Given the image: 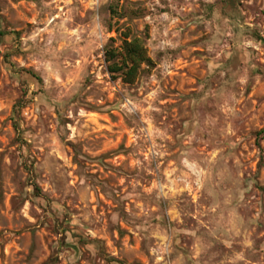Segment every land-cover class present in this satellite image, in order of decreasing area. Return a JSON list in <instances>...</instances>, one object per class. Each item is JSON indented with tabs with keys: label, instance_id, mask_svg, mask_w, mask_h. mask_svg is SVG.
<instances>
[{
	"label": "rangeland",
	"instance_id": "obj_1",
	"mask_svg": "<svg viewBox=\"0 0 264 264\" xmlns=\"http://www.w3.org/2000/svg\"><path fill=\"white\" fill-rule=\"evenodd\" d=\"M0 29V264H264V0H0Z\"/></svg>",
	"mask_w": 264,
	"mask_h": 264
},
{
	"label": "trees",
	"instance_id": "obj_2",
	"mask_svg": "<svg viewBox=\"0 0 264 264\" xmlns=\"http://www.w3.org/2000/svg\"><path fill=\"white\" fill-rule=\"evenodd\" d=\"M0 29V37L3 36ZM262 40L261 38H259ZM121 47V60L116 62L119 54L112 50H107L106 61L110 63L109 71L113 75L120 77L124 83L132 84L136 80L143 65L153 66L152 61L147 57L146 50L142 43L138 40H128L127 38L122 41ZM264 134V130L259 132V135Z\"/></svg>",
	"mask_w": 264,
	"mask_h": 264
}]
</instances>
